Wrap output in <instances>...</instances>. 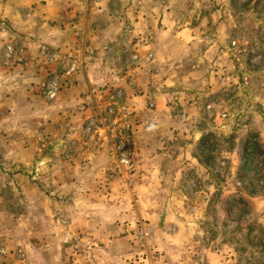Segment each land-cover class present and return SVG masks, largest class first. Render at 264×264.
I'll return each mask as SVG.
<instances>
[{"label":"rangeland","instance_id":"obj_1","mask_svg":"<svg viewBox=\"0 0 264 264\" xmlns=\"http://www.w3.org/2000/svg\"><path fill=\"white\" fill-rule=\"evenodd\" d=\"M0 264H264V0H0Z\"/></svg>","mask_w":264,"mask_h":264}]
</instances>
